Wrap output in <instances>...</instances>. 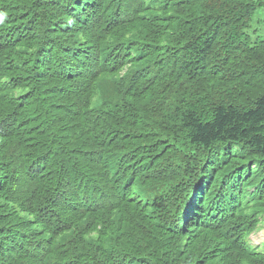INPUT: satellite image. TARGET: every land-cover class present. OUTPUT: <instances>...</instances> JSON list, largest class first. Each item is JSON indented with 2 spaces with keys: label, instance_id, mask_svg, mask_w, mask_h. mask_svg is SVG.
I'll return each instance as SVG.
<instances>
[{
  "label": "trees",
  "instance_id": "obj_1",
  "mask_svg": "<svg viewBox=\"0 0 264 264\" xmlns=\"http://www.w3.org/2000/svg\"><path fill=\"white\" fill-rule=\"evenodd\" d=\"M264 0H0V264H264Z\"/></svg>",
  "mask_w": 264,
  "mask_h": 264
},
{
  "label": "rangeland",
  "instance_id": "obj_2",
  "mask_svg": "<svg viewBox=\"0 0 264 264\" xmlns=\"http://www.w3.org/2000/svg\"><path fill=\"white\" fill-rule=\"evenodd\" d=\"M249 240L253 247L259 246L261 249V247L264 245V227H259L256 231H254L250 235Z\"/></svg>",
  "mask_w": 264,
  "mask_h": 264
}]
</instances>
